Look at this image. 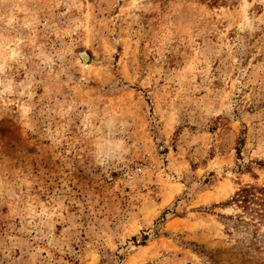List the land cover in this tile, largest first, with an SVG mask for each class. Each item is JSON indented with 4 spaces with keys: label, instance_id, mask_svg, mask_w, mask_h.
<instances>
[{
    "label": "rangeland",
    "instance_id": "rangeland-1",
    "mask_svg": "<svg viewBox=\"0 0 264 264\" xmlns=\"http://www.w3.org/2000/svg\"><path fill=\"white\" fill-rule=\"evenodd\" d=\"M245 187L264 0H0V264H264Z\"/></svg>",
    "mask_w": 264,
    "mask_h": 264
},
{
    "label": "trees",
    "instance_id": "trees-1",
    "mask_svg": "<svg viewBox=\"0 0 264 264\" xmlns=\"http://www.w3.org/2000/svg\"><path fill=\"white\" fill-rule=\"evenodd\" d=\"M231 203L247 212L251 220L257 218L264 221V187H245L235 193Z\"/></svg>",
    "mask_w": 264,
    "mask_h": 264
},
{
    "label": "snow or ice",
    "instance_id": "snow-or-ice-1",
    "mask_svg": "<svg viewBox=\"0 0 264 264\" xmlns=\"http://www.w3.org/2000/svg\"><path fill=\"white\" fill-rule=\"evenodd\" d=\"M135 6H136V0H133V7H135ZM204 264H208V262L205 261Z\"/></svg>",
    "mask_w": 264,
    "mask_h": 264
}]
</instances>
